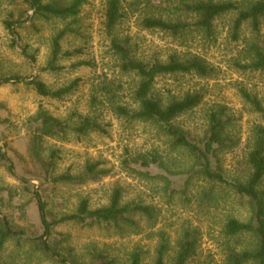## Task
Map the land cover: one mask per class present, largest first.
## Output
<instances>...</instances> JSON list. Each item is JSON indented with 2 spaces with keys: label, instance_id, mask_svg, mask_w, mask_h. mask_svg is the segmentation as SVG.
I'll return each instance as SVG.
<instances>
[{
  "label": "rangeland",
  "instance_id": "rangeland-1",
  "mask_svg": "<svg viewBox=\"0 0 264 264\" xmlns=\"http://www.w3.org/2000/svg\"><path fill=\"white\" fill-rule=\"evenodd\" d=\"M108 1L88 0L82 8L78 22L72 26L76 34L68 35L62 42L63 52L80 53L61 60L58 66L62 70L58 72L45 69L51 59L52 42L72 21H46L34 17V11L27 4L16 6L8 0L0 1L2 74L20 75L29 80L37 78L53 90L79 81L78 88L62 99L44 98L34 87L23 83L0 85V151L15 165L11 173L6 162L0 163V218H7L14 227L27 232V239L11 240L6 245L0 255V264H57L38 252L32 243L43 234L36 192L47 204L50 219H59L76 213L84 200L89 201L92 210L108 206L117 189L123 191L124 204L137 201L157 208V220L149 223L137 217L140 233H120L106 225H61L55 229L51 241L71 262L101 264L93 257L100 253L118 264H130L129 255L139 246L144 251L143 264H154L159 234L163 232L170 239V263L185 231L190 230L198 231L199 239L196 254L188 264H228V248L243 250L250 247L251 239L244 237L240 244L235 240L227 241L223 234L224 224L229 217L248 221L250 209L241 205L233 193L220 188L216 189L213 202L200 204L202 192L209 189L208 183L193 177L187 184L192 160L172 149L171 139L161 127L152 122L118 119L108 108L92 105L95 87L105 80H117L124 87L121 102L137 107L132 92L138 78L121 75L117 60L111 54L112 39L105 18ZM120 1L123 18L116 36L128 40L138 58L166 61L174 54H193L211 65L213 73L207 78L194 75L158 77L154 91L164 103L188 93L202 96L200 107L175 122L195 140L204 137L210 110L216 105L228 107L236 117L233 132L240 142L235 150L222 154L221 159L228 178H244L238 170L239 162L244 161L246 151L252 148L254 129L264 126V119L242 99L240 90L244 88L256 94L264 105V72L244 71L239 64L248 63L243 54L250 44L259 43L264 48V19L258 33L250 24L245 25L239 40H234L235 13L216 20L212 38L194 32L185 40H179L161 31L147 30L142 20L147 16L182 17L193 23V18L179 8L181 0ZM185 1L192 3L194 0ZM10 14L16 19L23 15V25L15 29L16 45L4 25ZM29 56L34 57L35 62ZM83 62L91 66H79ZM40 111L70 127L64 135L45 137L39 143L41 159L49 162L53 158V177L81 176L88 165L96 163L98 171L105 174L83 183L47 181L46 170L33 152L39 127L35 119ZM94 111L102 115L107 134L92 132L77 136L72 129L79 125L80 117L93 115ZM143 155L161 159L162 165L142 167L134 159ZM185 187L186 195L181 192Z\"/></svg>",
  "mask_w": 264,
  "mask_h": 264
},
{
  "label": "trees",
  "instance_id": "trees-1",
  "mask_svg": "<svg viewBox=\"0 0 264 264\" xmlns=\"http://www.w3.org/2000/svg\"><path fill=\"white\" fill-rule=\"evenodd\" d=\"M1 2L3 0H0ZM10 4L21 6L27 4L34 17L44 20H71V24L59 32L52 42V54L50 62L45 68L51 72L62 70L58 63L65 58H72L80 51L63 52V40L76 29L73 25L78 22L82 8L88 0H8ZM21 2V3H20ZM23 3V4H22ZM179 8L193 18V23L182 20V17L163 18L147 16L142 20L143 26L150 31H161L179 40H185L194 32L212 38L215 35V23L220 17L235 13L233 26L234 40H239L243 27L250 24L253 31L258 33L261 30L264 19V0H194L192 3L185 0L180 1ZM107 32L111 36V54L117 60L121 75H134L138 83L132 92L134 106H126L121 102L124 87L117 80L104 81L95 87L93 107H106L118 119L126 121L152 122L157 124L171 139L173 150L183 152L192 160L187 175V184L193 177L205 181L209 189L202 192L200 204L213 202L216 189L220 188L233 193L241 202V205L250 209L251 216L248 221H241L235 217L227 218L223 234L227 241L235 240L240 244L244 237H250V247L243 250L228 248V264H264V126H256L252 137V148L246 151L244 161L239 162V172L244 178L233 177L230 179L225 174L221 155L231 152L238 147L240 139L233 132L236 127L234 117L228 107L216 105L210 110L208 117V128L203 138L193 139L191 134L178 127L175 122L178 118L186 115L202 105L200 94L188 93L181 98H171L164 103L155 94L154 87L156 79L168 75H194L199 78H207L213 73L211 65L198 55L188 54L180 56L171 55L168 60L159 59L143 60L134 54L128 40H121L116 36V30L123 18L120 0H109L106 13ZM29 19V18H28ZM23 15L16 19L10 14L4 22L5 30L14 37L16 45L17 28L23 25ZM26 57L28 54L25 52ZM244 59L247 64L240 65L241 69L250 72H264V48L259 43H252L244 50ZM35 62V58L29 56ZM79 66H91V63H80ZM26 84L34 87L36 92L50 99H62L78 88L79 81L76 80L68 87L53 90L37 78L29 80L20 75L5 76L2 74L0 63V85ZM240 95L250 105L254 112L264 119V105L260 98L252 92L242 88ZM100 97V99L98 98ZM97 110V109H96ZM88 114L80 117L79 125L72 129L77 136H87L92 132L107 134L106 126L102 123V115ZM39 124L37 135L34 138V158L41 163L46 170V180L54 184L58 183H83L89 178L97 179L99 175L105 174L98 171L99 164L88 165L81 176L73 177L65 174L54 176L55 165L53 158L45 162L40 157L39 143L43 138H55L64 135L70 127L63 121L53 117L45 111H40L35 119ZM142 167L150 168L151 165H162L161 159L155 156H139L134 159ZM6 162L9 171L14 173L15 165L8 158L7 154L0 151V163ZM186 195V187L181 190ZM39 219L43 228V234L33 240L35 249L43 256L52 259L57 264H75L67 259L60 252L57 246L52 244V237L57 227L65 224H77L82 227H95L106 225L120 233H140L137 217L144 218L149 223H154L158 217V210L154 206L134 201L123 203V191L117 189L112 196L108 206L92 210L90 203L84 200L79 205L76 213L65 215L61 218L50 219L47 204L42 196L36 192ZM27 239V232L24 229L16 228L7 218H0V255L11 240L22 241ZM160 242L156 250L154 264H188L196 254L198 246V231H185L179 241L178 250L168 262L171 250L170 239L165 233L159 234ZM130 264H143L144 251L141 247L129 255ZM101 264H118L115 259L98 254L93 256Z\"/></svg>",
  "mask_w": 264,
  "mask_h": 264
}]
</instances>
